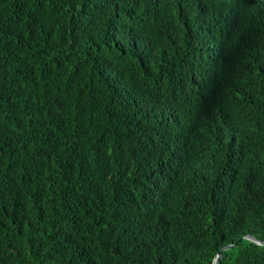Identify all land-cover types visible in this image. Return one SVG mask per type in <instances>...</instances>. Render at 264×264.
Listing matches in <instances>:
<instances>
[{
	"label": "trees",
	"instance_id": "1",
	"mask_svg": "<svg viewBox=\"0 0 264 264\" xmlns=\"http://www.w3.org/2000/svg\"><path fill=\"white\" fill-rule=\"evenodd\" d=\"M264 0H0V264H264Z\"/></svg>",
	"mask_w": 264,
	"mask_h": 264
},
{
	"label": "water",
	"instance_id": "2",
	"mask_svg": "<svg viewBox=\"0 0 264 264\" xmlns=\"http://www.w3.org/2000/svg\"><path fill=\"white\" fill-rule=\"evenodd\" d=\"M244 237L249 239V240H251V241H253V242H256L257 244H264V240H261V239L257 238L253 234H247ZM235 244L236 243H231V244L222 246L220 248V250L218 251V253L216 254L214 260H213L214 264H220L221 259L223 258L224 251L227 250V249L232 248Z\"/></svg>",
	"mask_w": 264,
	"mask_h": 264
}]
</instances>
